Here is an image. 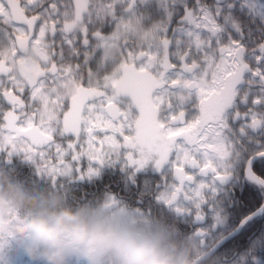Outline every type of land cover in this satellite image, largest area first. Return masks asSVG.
Wrapping results in <instances>:
<instances>
[{"label": "snow or ice", "instance_id": "snow-or-ice-1", "mask_svg": "<svg viewBox=\"0 0 264 264\" xmlns=\"http://www.w3.org/2000/svg\"><path fill=\"white\" fill-rule=\"evenodd\" d=\"M0 156L147 167L212 264H264V0H0Z\"/></svg>", "mask_w": 264, "mask_h": 264}, {"label": "clouds", "instance_id": "clouds-1", "mask_svg": "<svg viewBox=\"0 0 264 264\" xmlns=\"http://www.w3.org/2000/svg\"><path fill=\"white\" fill-rule=\"evenodd\" d=\"M9 193L0 191V217L4 209L22 203L34 211L12 224L0 218V232H14L24 253L43 264H70L74 256L88 264H192L159 222L73 209L61 206L58 198L38 201L11 188Z\"/></svg>", "mask_w": 264, "mask_h": 264}, {"label": "trees", "instance_id": "trees-1", "mask_svg": "<svg viewBox=\"0 0 264 264\" xmlns=\"http://www.w3.org/2000/svg\"><path fill=\"white\" fill-rule=\"evenodd\" d=\"M149 171L147 167L132 170L122 163L105 164L98 166V172L91 177L65 178L60 184L53 185L48 177L36 172L33 164L16 156L11 162L0 163V191L9 195L11 188L38 201L58 198L61 206L73 209L86 207L137 222L153 221V216H149L143 207L148 205L151 197L156 202L155 185L159 181L154 175H148ZM136 199L142 203L139 205ZM22 205L30 212L34 211L33 205ZM30 262L42 261L31 258ZM71 262L78 264L76 256Z\"/></svg>", "mask_w": 264, "mask_h": 264}, {"label": "flooded vegetation", "instance_id": "flooded-vegetation-1", "mask_svg": "<svg viewBox=\"0 0 264 264\" xmlns=\"http://www.w3.org/2000/svg\"><path fill=\"white\" fill-rule=\"evenodd\" d=\"M20 159L23 160L21 157ZM0 163H8V161H6L5 157L0 156ZM111 175L114 176L116 173H112ZM136 201L139 205L142 203L140 199H136ZM143 208H146L145 211L149 216H153L152 222H159L169 228L172 233V239L182 250L188 254V257L192 263L195 259L207 253V251L203 249L201 241L197 235L183 233L176 223L169 219V215L160 201L156 200V202H154L153 197H151L148 205L146 207L144 206ZM195 264H212V262L204 258Z\"/></svg>", "mask_w": 264, "mask_h": 264}, {"label": "rangeland", "instance_id": "rangeland-1", "mask_svg": "<svg viewBox=\"0 0 264 264\" xmlns=\"http://www.w3.org/2000/svg\"><path fill=\"white\" fill-rule=\"evenodd\" d=\"M30 213L22 204L8 207L3 210L0 217L5 223L12 224L17 219L27 216ZM30 257L24 253L19 238L12 231L0 232V264H43L42 262H30ZM78 264H88L84 259L76 256ZM70 264H72L70 260Z\"/></svg>", "mask_w": 264, "mask_h": 264}, {"label": "water", "instance_id": "water-1", "mask_svg": "<svg viewBox=\"0 0 264 264\" xmlns=\"http://www.w3.org/2000/svg\"><path fill=\"white\" fill-rule=\"evenodd\" d=\"M208 255H209V253L207 252V253H205L204 255H202V256H200L199 258H197V259H195L194 261H193V263L192 264H195L196 262H198V261H200V260H202V259H204V258H207L208 257Z\"/></svg>", "mask_w": 264, "mask_h": 264}]
</instances>
